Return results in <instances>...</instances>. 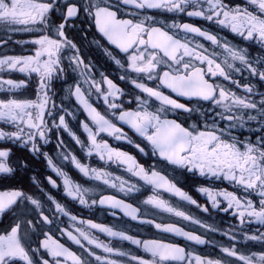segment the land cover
I'll use <instances>...</instances> for the list:
<instances>
[{"label": "snow or ice", "instance_id": "6c2138e0", "mask_svg": "<svg viewBox=\"0 0 264 264\" xmlns=\"http://www.w3.org/2000/svg\"><path fill=\"white\" fill-rule=\"evenodd\" d=\"M10 46L27 54H0V264H264V0H0Z\"/></svg>", "mask_w": 264, "mask_h": 264}, {"label": "flooded vegetation", "instance_id": "af4514ba", "mask_svg": "<svg viewBox=\"0 0 264 264\" xmlns=\"http://www.w3.org/2000/svg\"><path fill=\"white\" fill-rule=\"evenodd\" d=\"M234 2H237V0H234ZM158 18L167 19L168 23L172 22L171 18H169L166 14L161 15ZM182 19L184 20V22H189L187 17H182ZM193 22L196 23L197 25L203 24V22H201V21H193ZM204 26H207V25H204ZM224 34L227 35L229 39H234L230 33H224ZM15 38H17V39H30L31 37L26 35V34L25 35L17 34V36ZM3 52H7L8 54H20L21 52H24L25 54H27V49H21L19 46H10L6 49H0V54H2ZM85 55L86 56L90 55L91 58L93 59L94 63H96L98 68L107 70L105 58L102 56V54L93 50L91 53L86 51ZM112 67L114 68L115 66L113 65ZM26 94H30V93H26ZM0 95H2V94H0ZM61 95H62V93L59 90H57V93L55 96L57 104L60 103ZM93 102L95 103L94 99H93ZM65 103L67 104L68 102L65 101ZM74 105H75V101L73 100L72 105H70V107H73ZM68 119L71 120V117H69ZM78 134H80L82 136V138L86 139V137L82 133V130H78ZM63 138L65 140V143L69 146L70 149L74 150L78 156L82 155L80 153L79 148L74 144L73 141H71V139L69 137H67L66 134L64 135ZM111 142L115 146L119 147L121 150H130L128 148V146L123 144V143L117 144V142H115V141H111ZM49 149H50V154L55 155V152H56L55 140H53L52 144L49 145ZM92 164H93V166H97L100 164V162L98 160H96L95 158H93ZM66 170L69 171L70 175H72L75 179L81 180V181L83 180V178L80 177L79 174L76 173L75 170L72 169L70 166ZM116 174H121V173H119L117 171ZM124 175H126V174H124ZM178 181L181 185H184L186 190L191 187V180L190 179L186 180L184 177H178ZM85 183H90V182H85ZM204 184L206 186H215L217 188H224V189H227L229 191L233 190L229 185H227L226 183L221 182V181H215V182H211V183L208 181H204ZM106 194H115L118 198H124L127 202H132L134 204L138 203L137 200L130 199L128 197H123L122 194L115 192L114 190H107ZM150 194H151L150 190L142 189L141 193H137L134 195L139 196L140 199L142 200V199L146 198L147 195H150ZM194 195H196V198H198V200L201 203L205 202L204 197H200L198 194H194ZM165 196H167V194H165ZM72 208H73V211L77 215H82L83 218H86V219L91 218V219H93L94 222H102V223H105V224L110 225V226L116 225L117 227H120V228H127L130 233L137 234L138 238L152 236L155 234L154 229L149 231L145 227L139 226L135 222L127 220V218L117 220L116 217L109 216L107 209H93V210L89 211V210H85V209H80L78 205H73ZM193 211L196 212L195 209H193ZM196 214H198L200 216H204V214H200V213H196ZM117 215L122 216V214H120V213H117ZM206 222L207 223H215L217 226H221V225L228 226V225H231L233 223V218L229 214L219 212V213H216V214L208 217L206 219ZM196 231H197V233H199V231H201V230L197 229ZM56 238H58V239L60 238L58 233H57ZM173 239L175 240L176 243L180 244L181 246H184L186 243L185 241H183L180 238H173ZM217 239H219V237H217ZM64 240H65L66 244H69V246H71L70 242H68L66 240V238H64ZM72 247H74V246H72ZM192 247L195 249V251L198 254L206 255V256H214L215 255V253L213 252V250L210 246L209 247L192 246ZM125 248L127 250L136 251L134 249V246H131V245L125 244Z\"/></svg>", "mask_w": 264, "mask_h": 264}]
</instances>
